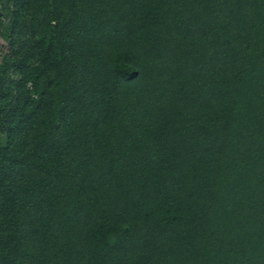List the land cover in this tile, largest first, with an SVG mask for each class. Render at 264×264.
<instances>
[{"label": "trees", "instance_id": "obj_1", "mask_svg": "<svg viewBox=\"0 0 264 264\" xmlns=\"http://www.w3.org/2000/svg\"><path fill=\"white\" fill-rule=\"evenodd\" d=\"M0 264H264V0H6Z\"/></svg>", "mask_w": 264, "mask_h": 264}, {"label": "rangeland", "instance_id": "obj_2", "mask_svg": "<svg viewBox=\"0 0 264 264\" xmlns=\"http://www.w3.org/2000/svg\"><path fill=\"white\" fill-rule=\"evenodd\" d=\"M10 8L8 4L6 3V0H0V63L2 60V47L8 43V40L5 37V29L6 26L10 23ZM1 133V132H0ZM1 135V134H0Z\"/></svg>", "mask_w": 264, "mask_h": 264}]
</instances>
